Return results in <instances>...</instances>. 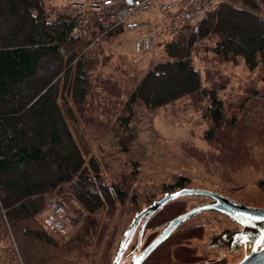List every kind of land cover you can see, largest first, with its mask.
<instances>
[{
	"label": "trees",
	"instance_id": "1",
	"mask_svg": "<svg viewBox=\"0 0 264 264\" xmlns=\"http://www.w3.org/2000/svg\"><path fill=\"white\" fill-rule=\"evenodd\" d=\"M74 23L46 0H0V264H99L97 249L108 229L107 222L100 223L104 209L113 214L128 201L130 224L154 196H140L138 204V192L131 191L135 178L106 182L86 136L122 131L118 145L126 149L138 108L158 109L187 97L208 123L202 139L211 151L195 150V156L217 165L213 169L251 163L252 146L264 141V124L254 110L264 108V0H222L196 24H181L174 36L158 30L156 35H167L162 45L169 58L139 77L130 75L127 83L122 67L99 79L91 71L109 58L102 41L123 30L93 42L100 28L92 25L73 37ZM200 39L202 71L194 62ZM239 60L249 70L261 64L263 87L240 105L243 115L230 116L219 96L228 77L209 64ZM188 183L176 177L163 194L191 188ZM259 186L264 190V178ZM53 191L86 213L82 226L62 243L35 220ZM106 257L101 260L109 264ZM188 257L174 256L193 263Z\"/></svg>",
	"mask_w": 264,
	"mask_h": 264
},
{
	"label": "rangeland",
	"instance_id": "2",
	"mask_svg": "<svg viewBox=\"0 0 264 264\" xmlns=\"http://www.w3.org/2000/svg\"><path fill=\"white\" fill-rule=\"evenodd\" d=\"M63 3L64 0H46L48 8L52 9L62 7ZM143 17L149 20V27L137 31H123L102 41L106 49L104 50L105 55H109V58L103 68L93 67L92 78L96 75L98 79L100 76L112 77L114 70L119 66L124 69L127 83L129 77L131 78L130 75L139 77L152 64L169 58L162 45L167 35L165 32L156 35L159 29L152 28L158 20L155 5ZM150 31L155 37L153 47L148 51L136 53L135 39ZM211 43L212 41H207L206 46ZM203 44L204 41L200 43L198 41L196 54H194V62L201 71L206 62L201 59V53L198 50ZM209 65L213 69H218L223 76L228 77L229 82L223 90L219 91V96L225 102L227 114L230 116L243 115L242 109L239 108L240 105H245V99L252 90L259 92L262 90L261 64L259 63L252 70L247 69L241 60L237 63L211 62ZM120 109L119 106V111ZM254 110L260 113L261 122L264 124V108L263 112L259 111L256 106ZM96 111L95 109L94 112L98 114L99 111ZM77 115L80 118V114L77 113ZM207 126L208 123L203 120L201 112L191 105L187 97H183L158 109L138 108L137 115L129 122L127 128L126 137L132 136L126 149L122 144L118 145V140L123 136L122 131L118 135L114 132L106 135L98 130L95 131V136H86L88 138L86 142L89 141L90 152L97 160L106 182L110 183L122 176L135 178V182L131 184V191L138 192V204L141 203L140 196L152 195L154 196L153 201L158 199L163 195L164 188L173 184L176 177L183 176L189 180L187 186H192L191 188L207 189L248 206L264 207V190L259 186V181L264 178V141H259L256 146H252L253 160L251 163L236 170L213 169L217 165L205 164L195 156V150L204 154H209L211 151V147L202 139L203 131ZM254 140H257V135ZM223 170L225 174L222 175ZM57 192L66 201L70 213L75 217L72 230L67 237L49 234L56 242L62 243L82 226L86 213L76 201ZM206 201L207 199L201 196L180 197L154 213L149 224H156L158 231L161 225L174 215ZM131 208L127 201L123 206L119 205L113 214L106 209L101 214L100 223L107 222L108 229L105 240L97 249L96 258L98 262L100 259L99 264H106L101 260L103 254L107 256L109 264L113 263L120 240L124 237L129 225L127 221ZM35 220L42 228L39 215ZM232 227L233 223L220 213L201 212L186 220L178 228V232L162 242L143 264H181L174 258V256L178 258L179 253H183L184 257L189 256L188 259L195 262H211L204 264H235L243 254L241 249L234 254H225L227 249L208 250L201 245L207 242V237L212 234V231L219 235L223 230ZM155 231L147 232L149 236L147 239L155 234ZM177 242H180V245ZM128 261L129 256L124 264Z\"/></svg>",
	"mask_w": 264,
	"mask_h": 264
},
{
	"label": "built area",
	"instance_id": "3",
	"mask_svg": "<svg viewBox=\"0 0 264 264\" xmlns=\"http://www.w3.org/2000/svg\"><path fill=\"white\" fill-rule=\"evenodd\" d=\"M222 0H64L62 7L53 9L73 17L75 23L71 30L73 37H78L92 25L100 28L93 42L118 29L137 31L149 27V20L143 15L155 5L158 13L157 23L152 28L165 31L174 36L181 24H196L211 12ZM155 37L151 33H143L134 41L136 53L150 50ZM203 39L199 40V43ZM45 205L39 214L42 229L57 237H67L73 226L75 217L70 213L68 204L57 191L46 194Z\"/></svg>",
	"mask_w": 264,
	"mask_h": 264
},
{
	"label": "water",
	"instance_id": "4",
	"mask_svg": "<svg viewBox=\"0 0 264 264\" xmlns=\"http://www.w3.org/2000/svg\"><path fill=\"white\" fill-rule=\"evenodd\" d=\"M189 195L206 197L210 199V202L193 206L189 210L169 220L160 235L138 255H133L129 264H142L144 260L166 240L170 233L179 224L205 211L220 213L230 219L233 223L240 225L242 229L238 230L237 227L233 229H225L220 235H217L212 231V234L207 237V242L202 243V246H205L208 250H218L220 246L227 245L228 248L231 249L227 253L234 254L237 252L238 246L241 243L249 244V246H252L250 253L245 255L237 264H264V207L248 206L220 195L219 193L200 188H183L173 193H165L140 211L131 220L124 237L120 240L112 264L119 263L122 254L127 250L131 243L134 232L139 223H141L143 227L149 218L165 204Z\"/></svg>",
	"mask_w": 264,
	"mask_h": 264
},
{
	"label": "flooded vegetation",
	"instance_id": "5",
	"mask_svg": "<svg viewBox=\"0 0 264 264\" xmlns=\"http://www.w3.org/2000/svg\"><path fill=\"white\" fill-rule=\"evenodd\" d=\"M201 189V188H200ZM203 198H205V199H207V201L206 202H202V203H200V204H198V205H202V204H206V203H209L210 202V199L209 198H206V197H203ZM166 205V204H165ZM198 205H195V206H198ZM161 209V208H160ZM159 209V210H160ZM158 211V210H157ZM156 211V212H157ZM187 211V210H186ZM155 212V213H156ZM205 212H207V211H205ZM182 213V212H181ZM180 213H178V214H176V215H174L172 218H174L175 216H177V215H179ZM154 215V214H153ZM152 215V216H153ZM152 216L149 218V220L143 225V227H142V224L141 223H139L138 224V226H137V228H136V230H135V232H134V235H133V238H132V241H131V243L129 244V246H128V248H127V250L122 254V256H121V259H120V261H119V263L118 264H124V262L126 261V259H127V257L129 256V261H130V259H131V257L133 256V255H138L140 252H142L153 240H155L159 235H160V233L164 230V228H165V226H166V224H167V222L169 221V220H171L172 218H170L168 221H166L163 225H161V228L157 231V229H158V226L156 225V224H154V225H152V224H149V222L151 221V218H152ZM188 220V219H187ZM230 220V219H229ZM231 221V220H230ZM185 222V221H184ZM184 222H182L181 224H179L171 233H170V235L166 238V240L167 239H169L170 237H172L173 235H175V233H177L178 232V228L184 223ZM232 222V221H231ZM233 223V222H232ZM238 228V230H240V229H242V227L240 226V225H237V224H235V223H233V227L231 228V229H233V228ZM154 230H156L155 231V234H153L149 239H147L149 236H148V234H147V232H151V231H154ZM224 231V230H223ZM222 233V232H221ZM220 233V234H221ZM219 234V235H220ZM180 245V244H179ZM179 245H177V246H179ZM157 249V248H156ZM155 249V250H156ZM219 249H227V251L225 252V253H227V252H229L231 249L230 248H228V246L227 245H222V246H220L219 247ZM239 249H241V251L243 252V254H242V256H241V258L239 259V261L245 256V255H248L249 253H250V251H251V249H252V246L250 245L249 246V244H240L239 246H238V250ZM154 250V251H155ZM153 251V252H154ZM127 252H129V253H127ZM152 252V253H153ZM151 253V254H152ZM150 254V255H151ZM183 254V253H182ZM227 254H231V253H227ZM149 255V256H150ZM148 256V257H149ZM147 257V258H148ZM147 258L144 260V261H146L147 260ZM128 261V262H129ZM238 261V262H239ZM128 262H127V264H128ZM179 262V261H178ZM203 261H194L193 263H182L181 262V264H204V263H211V262H204V263H202ZM238 262H236L235 264H237ZM144 263V262H143ZM142 263V264H143Z\"/></svg>",
	"mask_w": 264,
	"mask_h": 264
}]
</instances>
